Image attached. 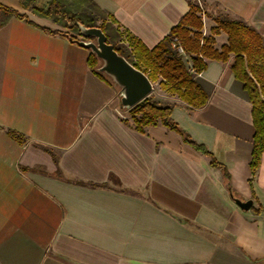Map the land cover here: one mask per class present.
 <instances>
[{"label": "crops", "instance_id": "crops-1", "mask_svg": "<svg viewBox=\"0 0 264 264\" xmlns=\"http://www.w3.org/2000/svg\"><path fill=\"white\" fill-rule=\"evenodd\" d=\"M93 1L148 48L189 9L188 0ZM201 1L264 36V0ZM203 23L207 36L215 23ZM38 26L17 17L0 26V264H264V151L251 176L252 107L228 61L204 58L194 79L208 100L179 99L171 116L225 165L247 210L177 131L124 123L119 90L89 68V50ZM213 36L218 49L227 41Z\"/></svg>", "mask_w": 264, "mask_h": 264}, {"label": "trees", "instance_id": "trees-1", "mask_svg": "<svg viewBox=\"0 0 264 264\" xmlns=\"http://www.w3.org/2000/svg\"><path fill=\"white\" fill-rule=\"evenodd\" d=\"M85 4L83 5V3ZM189 9L183 17L169 30V32L155 44L148 48L142 40L136 38L129 30L118 28L114 30L106 24L104 14L116 23L113 15L107 13L93 0H18L23 10H30L35 16L51 19L52 22L69 31H74L82 37L84 27H99L106 36V41L111 43L116 51L129 60L136 69L145 73L153 82L158 78L161 87L169 92H174L181 101L191 108H199L206 103L209 94L202 88L201 84L194 79V76L205 69V60L216 59L227 62L236 79L243 83L248 93L252 107L253 140L252 153L250 158L251 176L259 166L260 155L264 151V36L249 26L242 19H234L226 12L211 14L213 20L209 35H202L203 24L201 10L197 0H188ZM206 14V11H202ZM207 15V14H206ZM12 17L24 19L36 25L25 12L15 7L0 2V26L6 24ZM101 23L96 25V20ZM39 27V26H38ZM50 34H61L75 42L76 35L58 28L39 27ZM112 31V35L108 32ZM225 33L226 43L220 48L214 47V34ZM120 36L124 37L126 44H116L113 41ZM177 39L181 46L182 53L172 43ZM189 57L190 63L186 64L183 55ZM98 59L92 52L87 55L89 68L99 76L95 69ZM130 114V121L121 117V120L133 126L140 132L145 131V126L162 124L169 129L177 131L181 138L196 150L204 152L210 158V165L220 167L223 179L229 193L237 196V193L230 187V178L224 164L218 162L213 154L203 144L194 141L186 132L172 119V106L161 105L149 95L134 104L127 110ZM11 133L20 138L19 133ZM56 160V159H55Z\"/></svg>", "mask_w": 264, "mask_h": 264}, {"label": "water", "instance_id": "water-1", "mask_svg": "<svg viewBox=\"0 0 264 264\" xmlns=\"http://www.w3.org/2000/svg\"><path fill=\"white\" fill-rule=\"evenodd\" d=\"M82 37H93L92 40L76 39L75 42L86 47L101 61L99 70H103L111 79L120 86L119 98L121 106L129 109L138 103L154 89V83L139 69L119 54L114 46L106 41L104 32L99 27H84ZM240 208L247 210L250 207L251 199L241 200L232 196Z\"/></svg>", "mask_w": 264, "mask_h": 264}, {"label": "rangeland", "instance_id": "rangeland-1", "mask_svg": "<svg viewBox=\"0 0 264 264\" xmlns=\"http://www.w3.org/2000/svg\"><path fill=\"white\" fill-rule=\"evenodd\" d=\"M196 1V0H195ZM197 2H198V4H199V6H200V9H202L201 10V13H200V15H201V19H202V23H203V20H208L210 17H209V15H211V14H217L218 12H219V10L215 7V5H213V7L215 8V9H213V7L212 8H209V9H207L206 7H205V5L202 3V1L201 0H197ZM85 4V2L83 3V5ZM20 11H22L23 12V9L21 8V9H19ZM27 10V9H26ZM25 10V11H26ZM202 11H206V14H204V12H202ZM27 12H28V14L27 15H34L30 10H27ZM104 20H105V22H106V24H108L113 30H114V28H118L117 26H116V24L114 23V22H112L111 20H110V18L106 15V14H104ZM99 23H101V19H99L98 18V20H96V25H98ZM50 29H55V28H58V29H60V30H64V31H67V32H69V33H72V34H74V35H76V38L77 39H85V40H92V41H94L95 40V38H93V37H90V38H86V37H81V36H78L74 31H72V30H68V29H65V28H63V27H61V26H59V25H57V24H52L51 25V27H49ZM113 30H110V28H108V32L110 33V35H112V31ZM118 30L119 31H121V29L120 28H118ZM221 33V32H220ZM214 37V36H213ZM113 41H115V43L116 44H120L121 42H123L124 44H126V42L124 41V37L123 36H120L119 38H116V39H114ZM127 45V44H126ZM89 50V49H88ZM89 52H91L90 50H89ZM88 52V53H89ZM93 53V52H92ZM95 56V55H94ZM98 59V58H97ZM183 60L185 61V63L186 64H188V58L186 57V55L184 54L183 55ZM100 65H101V61L98 59V61H97V63H96V67H95V69L97 70V71H99V73H101L102 75H103V77L104 78H106V80H108L111 84H113L114 85V88L116 87V89L117 90H119L120 89V86L118 85V84H116L112 79H111V77L108 75V74H106L103 70H99V67H100ZM158 80H159V78L156 80V81H153V83H154V89H153V91L152 92H150L148 95L149 96H151V97H153L154 99H155V101L157 102V103H159V104H161V105H173V104H175V102L177 101V100H179L180 98L178 97V95H176L174 92H169V91H167L165 88H163V87H161L160 86V84H159V82H158ZM117 98H118V100H119V112H120V114H121V116L123 117V118H126L128 121H130V114H129V112L127 111L128 109H125V108H123L122 106H121V103H120V98H119V93L117 94ZM159 124V123H158ZM154 125H156V124H154ZM148 126H152V125H147V126H145V128L146 127H148Z\"/></svg>", "mask_w": 264, "mask_h": 264}, {"label": "built area", "instance_id": "built-area-1", "mask_svg": "<svg viewBox=\"0 0 264 264\" xmlns=\"http://www.w3.org/2000/svg\"><path fill=\"white\" fill-rule=\"evenodd\" d=\"M173 46H175L179 53H182L181 46L178 44L177 39L172 43Z\"/></svg>", "mask_w": 264, "mask_h": 264}, {"label": "flooded vegetation", "instance_id": "flooded-vegetation-1", "mask_svg": "<svg viewBox=\"0 0 264 264\" xmlns=\"http://www.w3.org/2000/svg\"><path fill=\"white\" fill-rule=\"evenodd\" d=\"M87 38V37H86Z\"/></svg>", "mask_w": 264, "mask_h": 264}]
</instances>
